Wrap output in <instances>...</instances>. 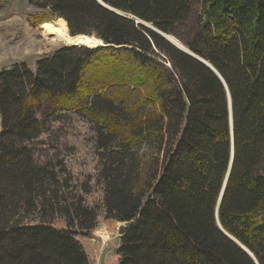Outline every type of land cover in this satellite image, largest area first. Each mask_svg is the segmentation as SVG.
I'll list each match as a JSON object with an SVG mask.
<instances>
[{
	"label": "trees",
	"instance_id": "1",
	"mask_svg": "<svg viewBox=\"0 0 264 264\" xmlns=\"http://www.w3.org/2000/svg\"><path fill=\"white\" fill-rule=\"evenodd\" d=\"M27 1L103 45L0 70V264H91L90 188L32 147L67 111L94 128L117 264H264V0Z\"/></svg>",
	"mask_w": 264,
	"mask_h": 264
},
{
	"label": "rangeland",
	"instance_id": "2",
	"mask_svg": "<svg viewBox=\"0 0 264 264\" xmlns=\"http://www.w3.org/2000/svg\"><path fill=\"white\" fill-rule=\"evenodd\" d=\"M192 5L194 17L199 12V5L196 1H193ZM45 11L32 6L27 0H0V70L20 60L34 69L37 56L66 44L62 41H51L41 33L33 14L37 13L39 17L40 12ZM94 137L92 123L76 113L67 111L59 114L58 119L50 123L46 133L32 141V147L38 162H50L55 165L56 170L65 168L60 174L69 179L71 194L81 193L80 187L86 184L90 188V192L84 194L86 203L99 206L98 215H102L103 189L97 180L98 160ZM140 153L144 154V149ZM52 222L57 227L65 223L59 215H54ZM91 237L93 241L99 238L103 246L108 244L106 253L111 252L118 244L114 232L100 231ZM115 254H107V264L115 260ZM89 259L92 261V256H89ZM98 263L103 264V261Z\"/></svg>",
	"mask_w": 264,
	"mask_h": 264
},
{
	"label": "crops",
	"instance_id": "3",
	"mask_svg": "<svg viewBox=\"0 0 264 264\" xmlns=\"http://www.w3.org/2000/svg\"><path fill=\"white\" fill-rule=\"evenodd\" d=\"M104 217L105 216L103 213H102V215H97L96 226L92 230L91 235L86 236V237L85 236L80 237V242L82 243V246H83L86 254L88 255V258H89V256H92V261L89 259L91 264H100L98 262H100L101 260L103 261V264H107V260H106L107 254L108 255L113 254V253L115 254V249L117 247V246H115V248L111 252L106 253L105 250L107 249L108 244L103 246V243L101 244V240L99 238H97L94 241L92 240L91 236L92 235L96 236L97 233H99L100 231L114 232L115 236L118 239V228L121 225V223L119 221L114 220V219L104 218ZM62 226H64V224L61 225L60 227H62ZM113 261L111 262V264L117 263L116 254H115V260L113 259Z\"/></svg>",
	"mask_w": 264,
	"mask_h": 264
},
{
	"label": "bare ground",
	"instance_id": "4",
	"mask_svg": "<svg viewBox=\"0 0 264 264\" xmlns=\"http://www.w3.org/2000/svg\"><path fill=\"white\" fill-rule=\"evenodd\" d=\"M39 28L41 30V33L51 41H62L66 44H72V43H81L86 46L92 47L96 44H100L101 41L98 38L89 37V36H71L67 30L63 29L58 24L52 22V21H45L42 22L39 25ZM170 39L175 42L177 45H179L182 50L187 51L185 47L181 44H179L175 39ZM180 48V49H181Z\"/></svg>",
	"mask_w": 264,
	"mask_h": 264
},
{
	"label": "water",
	"instance_id": "5",
	"mask_svg": "<svg viewBox=\"0 0 264 264\" xmlns=\"http://www.w3.org/2000/svg\"><path fill=\"white\" fill-rule=\"evenodd\" d=\"M101 4H103V5H105L101 0H98ZM106 6V5H105ZM137 22H142V21H140L139 19H135ZM68 33L71 35V36H89V37H94V38H98V37H96L94 34H84V33H77V34H71L69 31H68ZM166 39H168L171 43H173L174 45H176L177 47H179V48H181L179 45H177L175 42H173L171 39H170V35H168V34H162ZM173 37V36H172ZM100 41H101V43L100 44H96V45H103V41L100 39V38H98ZM72 44H75V45H84V44H81V43H72ZM96 45H94V46H96ZM182 49V48H181ZM213 68V67H212ZM228 100H229V104H230V97H229V94H228ZM230 123H231V115H230ZM221 192H222V190H221ZM220 196H221V193H220ZM220 196H219V199H220ZM219 201V200H218Z\"/></svg>",
	"mask_w": 264,
	"mask_h": 264
}]
</instances>
